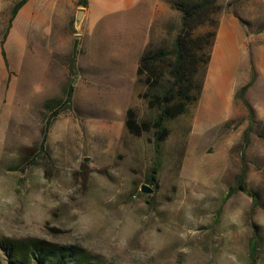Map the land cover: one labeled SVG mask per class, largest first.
Returning <instances> with one entry per match:
<instances>
[{"label":"rangeland","instance_id":"374dc122","mask_svg":"<svg viewBox=\"0 0 264 264\" xmlns=\"http://www.w3.org/2000/svg\"><path fill=\"white\" fill-rule=\"evenodd\" d=\"M166 1L173 12L145 48L169 46L178 29L179 13ZM218 3L217 20L235 14L249 38L238 77L255 80L251 64L264 56V35L261 43L253 37L264 32V0ZM11 8L0 6V264H76L73 248L93 264H264V110L245 141L248 110L235 98V114L213 134L222 143L210 135L201 144L212 147L194 161L190 112L168 121L157 183L147 184L153 132L136 137L124 123L129 108L138 120L155 116L135 74L151 14L106 16L91 37L81 33L83 16L76 27L73 15L69 43L59 21L39 42L33 6L9 26ZM263 76L250 92L262 106ZM241 173L252 196L237 189ZM36 241L42 250L29 262L9 248Z\"/></svg>","mask_w":264,"mask_h":264},{"label":"trees","instance_id":"16d2710c","mask_svg":"<svg viewBox=\"0 0 264 264\" xmlns=\"http://www.w3.org/2000/svg\"><path fill=\"white\" fill-rule=\"evenodd\" d=\"M27 0H18L10 11L9 26L14 20L19 9ZM171 9L179 13V26L172 37L169 46L150 48L147 47L141 53L135 71L137 82L145 87L139 96L146 102L149 110L155 113L152 119L138 120L132 108L126 111L124 127L133 136H141L143 133L153 132V147L155 159L151 171L147 175V184H156V173L160 165L161 143L169 134L166 123L170 120L190 112L199 98L201 91V80L198 75L204 71L209 59L210 51L215 38V29L218 25L216 15L220 10L218 0H170ZM77 5L86 6V0H77ZM206 27V31L199 32L198 29ZM4 56V53H2ZM71 71H74L75 61L72 54ZM254 80L251 79L245 86L241 87L235 98H240L248 110L249 125L243 133L245 141L248 139V131L256 122L253 108L245 99L247 88ZM74 85L69 84L66 91V102L72 99ZM46 108L50 104L46 103ZM243 173L236 177L237 189L250 194L242 182ZM231 192V189L229 190ZM252 196V195H251ZM255 198V197H254ZM41 242H30L24 244H11V253L19 262H29L34 259V252L42 250ZM249 249L251 255L255 253V245L250 241ZM72 257L76 264H93L91 257L84 251L73 248L68 257Z\"/></svg>","mask_w":264,"mask_h":264},{"label":"crops","instance_id":"0c3cea01","mask_svg":"<svg viewBox=\"0 0 264 264\" xmlns=\"http://www.w3.org/2000/svg\"><path fill=\"white\" fill-rule=\"evenodd\" d=\"M14 2L15 0H0V6L2 5L7 10L13 6ZM29 5L33 6L31 13L32 19L37 22V39H39V42L40 38L46 36L45 33L47 31H52L54 36L55 22L59 21L62 23L61 28L64 29L63 33L69 43L71 37L69 34L70 21L79 9L83 10L81 33H85L89 37H91L96 24L102 22L106 16L131 15L136 18L151 14L153 19L150 22V26L143 27L140 31L141 40L140 44H138L140 52L137 57V63L149 42L153 28L158 27V21L164 20L162 17H166L169 12H173L169 9L166 0H86L85 7L78 6L77 0H27L17 12L13 22ZM149 19L148 22L150 21ZM263 35L264 32L254 35V43L256 41L261 43ZM248 39L235 14H223L219 17L218 25L215 29L214 42L210 51V59L201 77L200 95L198 101L190 110L191 120L187 135V149L191 148L192 154H194L192 156L193 161L197 156V152L205 153L212 147L208 146L206 148L201 143L208 141L210 135L215 133V129L224 127L225 123L235 114V95L251 79L247 72L241 75L243 76L241 79L238 77L239 60L243 54L246 56L248 54V57L250 54L247 48ZM249 61L250 64L254 62L251 59ZM251 66L256 79L247 88L245 95L256 116L260 117L264 106L254 100L250 96V92L254 90L257 79L264 75V56L261 60L251 64ZM213 139L222 143V138L218 137V135H213ZM208 153L211 154L210 152Z\"/></svg>","mask_w":264,"mask_h":264},{"label":"water","instance_id":"95a60500","mask_svg":"<svg viewBox=\"0 0 264 264\" xmlns=\"http://www.w3.org/2000/svg\"><path fill=\"white\" fill-rule=\"evenodd\" d=\"M82 16H83V10L79 9L77 11L76 17H75V26L76 27L79 24ZM84 161H88V158H85ZM141 191H143L144 193H151L152 192V190L149 187L145 186V185L141 187Z\"/></svg>","mask_w":264,"mask_h":264}]
</instances>
